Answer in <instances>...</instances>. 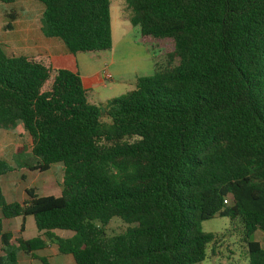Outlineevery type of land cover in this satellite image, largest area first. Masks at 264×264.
<instances>
[{
	"label": "trees",
	"instance_id": "obj_1",
	"mask_svg": "<svg viewBox=\"0 0 264 264\" xmlns=\"http://www.w3.org/2000/svg\"><path fill=\"white\" fill-rule=\"evenodd\" d=\"M34 1L44 8L43 36L68 53L112 49L110 0ZM125 2L142 37L173 50L103 114L78 73L0 42V129L22 124L31 171L64 166L59 197L28 189L10 203L0 186V264L49 243L76 264H201L219 238L202 223L216 217L240 222L249 264H264L251 241L264 232V0ZM8 171L0 159V177ZM28 217L42 235H23ZM17 218L18 235L4 231L3 220ZM115 218L127 230L108 236Z\"/></svg>",
	"mask_w": 264,
	"mask_h": 264
},
{
	"label": "rangeland",
	"instance_id": "obj_2",
	"mask_svg": "<svg viewBox=\"0 0 264 264\" xmlns=\"http://www.w3.org/2000/svg\"><path fill=\"white\" fill-rule=\"evenodd\" d=\"M110 2L114 43L112 49L76 56V63L85 84L87 80L99 74L102 77L103 84L97 80L88 90L89 100L100 108L102 114L109 100L135 90L139 78L153 76L156 64L165 67L167 55L173 50L172 44L168 42L147 40L142 37L140 27H133L129 21L131 12L125 0ZM43 11V5L34 0H17L12 5L0 2V42L10 53L21 55L24 46L44 44L43 42L48 40L61 42L59 39H48L43 36L41 32ZM11 16L16 20L13 21ZM8 25H12L13 29H7ZM106 74L111 75V81L105 79ZM103 122L108 125L111 120L103 116ZM31 148V138L21 123L13 131L0 129V159L9 167V171L0 177V186L9 202H20L24 197L27 198L24 192L28 189H34L39 196H61L63 164L52 165L49 171L43 173L31 171L30 168L36 166V160L30 152ZM3 222L4 231L19 230L22 219ZM26 226L25 237H33L37 232L33 217H28ZM127 227L124 222L115 218L107 227L106 234L119 235L124 233ZM202 229L204 232L219 235V238L214 246L210 247L209 258L201 264H249L248 247L240 222L234 223L229 218L216 217L203 222ZM58 232L62 234L61 237H66V234L73 235L67 231ZM251 241L260 243L264 249V232H256ZM211 250L214 256L211 255Z\"/></svg>",
	"mask_w": 264,
	"mask_h": 264
},
{
	"label": "crops",
	"instance_id": "obj_3",
	"mask_svg": "<svg viewBox=\"0 0 264 264\" xmlns=\"http://www.w3.org/2000/svg\"><path fill=\"white\" fill-rule=\"evenodd\" d=\"M46 39V38H45ZM49 39V38H48ZM46 39V40H48ZM44 44H34L33 46L27 47L24 46L21 52V55H30V56H44L50 59L53 67L55 69H66L69 71H72L74 73H78L80 77L82 78L84 89L88 92L89 89H91L99 80L100 83H102V77L101 75H97L94 78H90L87 80V83L85 84L84 79L78 69V65L76 63V56L68 53L64 47V45L59 41L54 40H48L44 41ZM114 45V43H113ZM33 49V50H32ZM35 49V50H34ZM31 51V52H30ZM103 84V83H102ZM90 101V100H89ZM91 103V101H90ZM93 104V103H91ZM94 105V104H93ZM32 149V148H31ZM30 149V152H31ZM26 195V191L24 192ZM5 195V194H4ZM26 200V197L21 199L20 203L24 202ZM9 202V201H8ZM13 203V202H10ZM28 221V218L26 222ZM4 225V222H3ZM15 235H18L19 230H10ZM27 232V226L25 229V233ZM23 234V235H24ZM55 234L59 237L62 236L60 232H55ZM42 235V233H39L38 230L36 234L33 237H28V239L37 237ZM25 236V235H24ZM73 236V235H72ZM70 234H66V237L70 238L72 237ZM65 237V238H66ZM2 255L0 251V256ZM41 259H46L48 264H76L74 258L71 255H62L58 252L57 246L55 244H48V248H46L43 251H39L35 253V257H32L30 254L26 253H20L18 255L19 264H44Z\"/></svg>",
	"mask_w": 264,
	"mask_h": 264
},
{
	"label": "built area",
	"instance_id": "obj_4",
	"mask_svg": "<svg viewBox=\"0 0 264 264\" xmlns=\"http://www.w3.org/2000/svg\"><path fill=\"white\" fill-rule=\"evenodd\" d=\"M104 77H105V79H106L107 81H111V80H112V77H111V75H109V74H106Z\"/></svg>",
	"mask_w": 264,
	"mask_h": 264
}]
</instances>
